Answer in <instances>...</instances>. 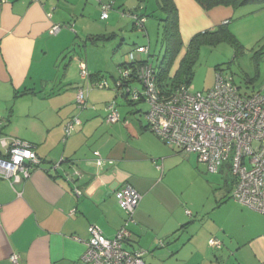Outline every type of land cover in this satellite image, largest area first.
Instances as JSON below:
<instances>
[{"label":"crops","instance_id":"obj_1","mask_svg":"<svg viewBox=\"0 0 264 264\" xmlns=\"http://www.w3.org/2000/svg\"><path fill=\"white\" fill-rule=\"evenodd\" d=\"M174 2L186 41L187 34L229 23L233 15L230 6L204 10L195 0ZM51 8L50 0H0V137L34 144L41 159L14 189L0 177V264H83L89 224L107 238L121 227L125 215L116 191L125 184L142 196L129 246L145 251V264H264L262 213L223 193H214L208 207L198 206L183 188L175 190L170 174L186 161L177 149H151L147 139L141 141L149 131L144 111L136 107L126 118L127 109L117 108L119 120L108 123L105 105L115 95L90 88L81 124L63 140L64 123L78 115L76 93L85 83L80 78L63 97L60 81L47 76L71 38L70 30L50 32L56 24ZM179 60L180 54L170 76ZM96 150L105 159L101 166ZM211 237L219 247L208 243Z\"/></svg>","mask_w":264,"mask_h":264},{"label":"built area","instance_id":"obj_2","mask_svg":"<svg viewBox=\"0 0 264 264\" xmlns=\"http://www.w3.org/2000/svg\"><path fill=\"white\" fill-rule=\"evenodd\" d=\"M102 9L101 18L105 19L107 6L102 5ZM60 29L61 25L53 24L50 31L57 33ZM148 54L147 45H135L125 54L124 64L114 80L115 97L127 92L132 101L144 102L146 128L180 153L195 154L209 172H217L226 160L234 179L230 198L264 214V93L241 92L232 75L221 68L215 70L214 85L205 91L192 92L183 83L163 91L157 84V68L147 61ZM142 59L145 62L138 63ZM79 71L81 80L86 81L85 88H79L75 98L77 107L82 110L90 88L108 89L110 86L105 78L89 82L83 61H79ZM129 81L138 82L141 89H130L126 84ZM105 111L106 122L119 120L115 99L106 103ZM80 124L78 115L70 117L63 126V140ZM0 147L3 152L0 177L13 189L30 176L32 169L39 168L41 159L34 144L17 137H0ZM93 153L96 164L101 166L105 159L97 150ZM75 192L80 193L77 189ZM116 195L125 219L112 238L105 237L97 225H88L86 249L81 256L83 264H145V251L129 246V226L134 222L133 213L142 196L129 184L117 190ZM186 213L190 211L187 209ZM208 243L213 247L221 244L215 237L209 238ZM17 258V254L10 255L13 263Z\"/></svg>","mask_w":264,"mask_h":264},{"label":"rangeland","instance_id":"obj_3","mask_svg":"<svg viewBox=\"0 0 264 264\" xmlns=\"http://www.w3.org/2000/svg\"><path fill=\"white\" fill-rule=\"evenodd\" d=\"M50 2L56 24L61 25L60 31H63V35L65 30L71 31V38L66 40L68 49L62 51L56 66L52 71L47 72L48 78H56L58 82L60 81L58 84L62 93H65L63 97L67 95L66 92L70 90V87L75 86V82H81L79 61L86 63L89 73L102 74L109 83L108 89L91 90L90 93L107 91L113 97L114 80L119 75L120 64L124 62L125 54L132 50L134 45L149 46L147 61L154 67L159 66L166 54L167 45L164 40V21L162 20L165 13L159 7L157 0L143 2L138 0H50ZM102 5L107 6L105 19L101 18ZM129 11L146 14L144 29L132 28ZM227 26L242 48H237L226 38L200 42L191 64L190 91L210 89L215 82L217 66L232 75L242 92L264 93V4H248L233 8V15ZM202 31L199 29L197 32L187 34L189 38L187 41L181 37L184 50L191 37ZM184 50L180 52V57ZM71 57L74 59H70ZM66 68L67 71H65ZM116 102L117 108L127 109V112L122 113L126 118L127 113L130 114L136 107L142 112L147 109L144 102L127 106L125 99L119 95ZM75 111L82 120L80 113L85 110L79 111L76 108ZM144 112L140 113V116L146 125ZM132 114L137 115L139 112ZM147 132L148 136L143 137L141 141L147 139V146L151 149H162L159 144L164 145L166 149H177L163 143L151 131ZM151 137L156 139L157 145H154ZM178 154L186 162H182L185 165H176L170 174L169 183L175 190L183 188L186 197L196 205L204 207L210 205L214 199V193L229 196L233 176L226 160L223 161L219 172H209L206 165L198 161L195 154H191L190 157L189 154L186 156ZM227 199L231 200V198ZM189 208L193 209L190 206ZM259 217L258 220L262 218L261 222L264 224V215L261 214Z\"/></svg>","mask_w":264,"mask_h":264},{"label":"trees","instance_id":"obj_4","mask_svg":"<svg viewBox=\"0 0 264 264\" xmlns=\"http://www.w3.org/2000/svg\"><path fill=\"white\" fill-rule=\"evenodd\" d=\"M138 1L143 2L145 0H138ZM195 1L204 10L211 9L215 6H230L232 8H239L241 6H245L248 4H264V0H195ZM157 2L159 4V7L165 13V17L162 20L164 21V25H163L164 40L166 41V45H167L166 54L162 59V61L160 62L159 66L156 67L157 84L161 90L169 91L181 83L189 86V82L192 77L191 64L197 54V48L200 42H206V41L212 42L226 38L229 39L237 48H242V46L238 43L235 37L229 32L227 26L228 22L219 24L213 27L212 29L204 30L191 37V39L187 44V48L184 50V52L180 57L178 67L175 73L172 76H170L169 75L170 69L183 48L181 34L179 30V13L174 0H157ZM128 13L132 18V28L139 30L144 29L146 14L145 13L137 14L135 13V11H129ZM141 19H144V21H141ZM139 24H141V26H139ZM143 62H145V59L138 61V63H143ZM123 64L124 62L120 64V68L123 66ZM219 68L220 67L216 66L215 70ZM100 78H105V77L99 73H89V82L95 81ZM84 82L86 84V81ZM133 82L136 81H132V82L129 81V83L126 82V84L130 85L131 87L130 89L134 87L141 89V85L138 82H136L137 84H134ZM85 86L81 88H85ZM116 91L117 90L114 89L115 96L117 95ZM243 93L249 94V92H243ZM119 96L127 100L129 104L142 102V101H132L129 97V94H127V92H122L119 94ZM113 99L116 100L117 97H114Z\"/></svg>","mask_w":264,"mask_h":264}]
</instances>
